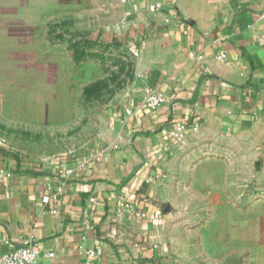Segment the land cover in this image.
<instances>
[{
  "label": "crops",
  "instance_id": "1",
  "mask_svg": "<svg viewBox=\"0 0 264 264\" xmlns=\"http://www.w3.org/2000/svg\"><path fill=\"white\" fill-rule=\"evenodd\" d=\"M31 1L0 0V33L27 24ZM154 1L129 4L136 78L128 108L91 147L34 166L0 143V254L32 242L45 264H86L93 249L92 264H177L169 206L204 166L198 154L241 147L254 175L255 155L264 158V0H162L153 12ZM148 87L166 102L147 108ZM181 120L184 141L174 135Z\"/></svg>",
  "mask_w": 264,
  "mask_h": 264
},
{
  "label": "rangeland",
  "instance_id": "2",
  "mask_svg": "<svg viewBox=\"0 0 264 264\" xmlns=\"http://www.w3.org/2000/svg\"><path fill=\"white\" fill-rule=\"evenodd\" d=\"M25 15L0 33V143L34 166L64 162L128 108L140 58L129 4L32 0ZM235 150L198 154L204 166L172 200L177 264H264V158L251 175L250 154Z\"/></svg>",
  "mask_w": 264,
  "mask_h": 264
},
{
  "label": "built area",
  "instance_id": "3",
  "mask_svg": "<svg viewBox=\"0 0 264 264\" xmlns=\"http://www.w3.org/2000/svg\"><path fill=\"white\" fill-rule=\"evenodd\" d=\"M140 0H123L126 4L136 3ZM164 9V2L162 0H155L150 5V11H161ZM193 57H201V54H192ZM222 58L226 57V54H221ZM166 102L165 95L158 89L148 87L145 89L143 95V104L147 108H158L163 103ZM201 124L198 122L194 123L190 127L197 129ZM188 124L186 121L181 120L175 124L174 135L179 138L181 141H184L187 137ZM74 170L70 169L68 172L72 173ZM49 189H52V186L49 185ZM49 201V197L44 198V202ZM139 215L145 216L144 213L139 212ZM101 253V249L89 250L88 251V261L86 264H92L93 260ZM53 253H49V256H53ZM43 253L41 247L32 242H27L21 247H13L5 253L0 254V264H45L43 262Z\"/></svg>",
  "mask_w": 264,
  "mask_h": 264
},
{
  "label": "trees",
  "instance_id": "4",
  "mask_svg": "<svg viewBox=\"0 0 264 264\" xmlns=\"http://www.w3.org/2000/svg\"><path fill=\"white\" fill-rule=\"evenodd\" d=\"M84 55H85V52L84 51L78 52V50H76V56L77 57H82Z\"/></svg>",
  "mask_w": 264,
  "mask_h": 264
}]
</instances>
